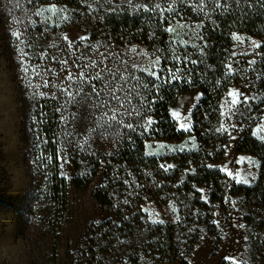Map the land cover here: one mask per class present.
Here are the masks:
<instances>
[{"label": "snow or ice", "instance_id": "1", "mask_svg": "<svg viewBox=\"0 0 264 264\" xmlns=\"http://www.w3.org/2000/svg\"><path fill=\"white\" fill-rule=\"evenodd\" d=\"M26 5L32 7L24 16L14 21L17 27L10 33L17 42L21 79L34 100L39 95L40 99H51L59 103L56 112L59 113L58 124L62 126V134L51 141L58 145L56 152L53 154L49 151L45 155L44 151H41L33 161L39 168H47L49 165L55 167L58 162L59 175L70 179L64 170L65 165L71 161L68 148L75 144L76 150L84 153L90 148V141L88 136L82 141L73 139L77 133L68 126L77 119L83 120L85 115L91 117L93 122L87 129L88 134L97 138L112 139L116 151L126 145L135 146L137 139L144 142L145 158L155 157L159 160L168 155L198 151L195 135L189 136L179 146L148 142L149 138L155 140L159 132L162 117L157 118L158 106L175 94V103L167 108L169 123L177 132L192 133L195 126L193 113L201 106L205 92L185 96L176 94L178 90L185 86L201 85L208 86L209 95H218L225 85L231 84L237 78L247 80L243 85L247 92L235 87L227 88L223 92L222 101L218 105H211L204 113L205 120L208 119L209 113H215L219 118L218 126L205 129V134L211 132L219 136L227 135L234 141L237 139L235 132H242L254 123V130L249 129L251 135L264 139V115L254 114L255 107L264 104V87H261L264 86V40L241 36L232 31L228 37L233 42L232 47H222L216 52L212 51L215 44H210L208 40L211 34L219 31L223 36L225 31L249 21L250 17L264 19V0H81V7L87 9V14L103 13L100 16L101 21L117 15H130L151 27V39H157V33L160 38L168 37L162 45L157 44L150 53L135 46L123 53L114 51V45L106 42L91 43L90 34L72 35L68 31H62L54 42L41 49L37 42L28 37L30 30L40 29L41 35L47 36L52 31L62 30L73 24V17L78 13L66 5H58L55 0H49L46 6L41 5L39 0H26ZM16 6L21 7L19 0ZM125 9L131 11L125 12ZM39 39L40 37L36 38L37 41ZM129 53L132 55L129 56ZM134 57L138 58V62L130 63ZM213 58L217 61L216 64L210 63ZM33 61L38 63L33 65ZM49 61L58 65V68L47 66ZM62 73L66 75L61 79ZM37 78H40L42 83H36ZM39 88H52L53 91L37 93ZM40 108L42 109L43 105ZM69 108L83 111L78 114L76 111L70 112ZM261 111L264 112V109ZM46 115L40 111L39 116H32L33 124L36 125L33 130L36 133L37 149L49 143L40 128L41 124L48 123L44 119ZM230 147L231 144H225L217 148V151L223 150L228 156ZM113 154L109 153L110 156ZM208 155L212 156L214 153L210 152ZM244 159L241 157L236 162L243 163ZM231 163L233 161L229 159L226 164L216 169L228 178L226 185L232 181L238 185L250 186L251 182L258 179L256 172H235L228 166ZM248 165L250 169L258 170L261 167L251 158H248ZM175 167L174 164L161 163L158 170L168 173ZM207 167L214 168L211 164ZM194 172L195 169L191 172L186 170V174ZM50 175V172L47 173L44 179H48ZM126 175L132 176V173ZM114 179L120 181L121 178L116 176ZM122 183L126 186L122 203L128 205L131 202L129 197L137 195L143 185L135 178H125ZM193 187L194 192L190 195L194 196L198 192L201 194V202L210 205L206 190ZM113 196L118 199L115 193ZM223 202L232 206L229 215L232 210L238 211L237 201L230 200L227 195ZM171 210L173 213L179 211L175 204L171 205ZM141 211L149 217L150 223H164L163 220L151 219L152 213L147 208ZM212 215L218 216L219 212ZM242 218L241 215L240 219ZM180 220L181 217L177 215L176 222L179 223ZM94 223L100 225L101 221ZM212 223L217 228L220 227L219 220L214 219ZM233 227L243 230L246 225L234 222ZM203 238L201 236V239ZM242 240L244 246L241 251L223 258L227 264H249L245 256L249 235L245 234Z\"/></svg>", "mask_w": 264, "mask_h": 264}, {"label": "trees", "instance_id": "2", "mask_svg": "<svg viewBox=\"0 0 264 264\" xmlns=\"http://www.w3.org/2000/svg\"><path fill=\"white\" fill-rule=\"evenodd\" d=\"M55 2L60 6L66 5L78 13L73 17L74 22L71 25L82 28L90 34L91 43L106 42L114 45V51L123 53L135 46L150 53L157 44L162 45L168 38L167 36L160 38V34L157 33V39H151V27L134 16L117 15L101 21L100 16L103 13L87 14V9L81 7V0H55ZM39 3L46 6L49 0H39ZM16 4L17 0H0V25L2 26L0 41H2V49L7 51V57H10L12 62L14 80L22 91L21 135L26 162L30 166L29 177L32 187L29 215L34 220H42L43 224L46 221L53 226L57 216L66 208L69 183L67 179L59 175L58 162L55 167L49 165L47 168H39L33 161L41 151H44L45 155L49 151L53 154L56 152L58 145L51 141L62 134V126L58 124L59 113L56 112L59 103L51 99H40L39 95L34 100L31 92L22 82L18 65L20 57L16 50L17 42L10 33L17 27L14 21L24 16L32 6L26 5V0H19L20 8H17ZM67 27L52 31L47 36L41 35L40 29L30 30L27 35L42 49L54 42ZM208 27L210 28L211 25L209 24ZM205 31L208 36L207 29ZM232 31L246 34L257 40H264V19L250 17L249 21L225 31L223 36L219 31L211 34L208 40L210 44H215L213 52L222 47H232L233 42L228 38ZM37 37H40L38 41ZM131 55L129 53V56ZM135 59L136 57L131 59L130 63H134ZM32 63L35 65L38 62ZM210 63L216 64L217 61L213 58ZM47 66L58 68V65H53L50 61ZM63 75L66 73L61 74V79ZM239 81L246 80L235 79L231 84L225 85L218 95H209L208 86L201 85L185 86L178 90L176 94L195 90L205 92L201 106L193 113L195 126L192 133L177 132L169 123L167 108L174 102L175 94L158 106L157 118L162 117L159 132L155 140L149 138L148 142L162 141L166 144H180L184 139L195 135L199 150L191 153H177L159 160L155 157L145 158L143 156L144 142L140 139L136 140L135 146L126 145L116 151L112 139L97 138L88 134L87 129L93 122L87 115L83 120L77 119L68 126L70 130L77 133L73 139L82 141L85 136H88L90 148L80 153L76 150L77 145L69 147L71 161L65 165L64 170L66 172L69 166L72 168L74 173L72 186L82 190L96 176L100 166L104 165L103 180L94 192V199L106 215V219L101 221L100 225L94 222L88 224L79 248L73 255L72 264H189L185 258V252L192 250L204 233L216 235L217 230L212 223V207L219 205L227 216L228 210L223 202L226 195L230 200L237 201L236 208L243 216L242 219L246 225L245 234L249 235L247 243L249 264H264V140L253 137L247 128L238 144L240 154L255 158L261 165L257 173L258 179L250 186L229 184V182L226 185L227 178L224 174L219 173L216 168L207 167L209 164L214 166L222 161L225 153L223 150L217 151V148L228 144L229 137L214 135L211 132L205 134V129H214L218 126L219 118L217 114L209 113L208 119L205 120L204 113L211 105H218L223 99V92ZM36 83H42L41 79L37 78ZM41 91L50 93L53 89H37V93ZM41 105H43L42 109ZM262 108L264 104L255 107L254 114ZM40 111L47 114L44 119L48 123L41 124L40 128L42 135L49 140V143L37 149L35 147L36 133L33 130L36 125L33 124L32 116L34 114L39 116ZM69 111H76L79 114L83 109L69 108ZM110 152L114 154L110 156ZM210 152L214 155L209 156ZM161 163L174 164L176 167L164 173L163 170H158ZM192 169H195L194 173L186 174V170L191 172ZM49 172L51 175L45 180L44 176ZM129 172L132 176L126 175ZM147 173L152 175L149 176ZM116 176H120V181L114 179ZM125 178L129 180L135 178L139 184L143 185L137 195L129 197L131 202L128 205L122 203L126 192V186L122 180ZM207 184L210 185V205L201 202L200 193L190 195L194 192L193 186L201 188ZM113 193L118 199L114 198ZM172 204L179 209L177 213L172 212ZM36 206L39 207L38 212H35ZM143 208H147L152 213L151 219L163 220L164 223H150L149 217L141 211ZM177 215L181 217L179 223L176 222ZM190 229L195 231L190 232ZM219 264H227V261L222 260Z\"/></svg>", "mask_w": 264, "mask_h": 264}, {"label": "rangeland", "instance_id": "3", "mask_svg": "<svg viewBox=\"0 0 264 264\" xmlns=\"http://www.w3.org/2000/svg\"><path fill=\"white\" fill-rule=\"evenodd\" d=\"M1 28L0 25V31ZM64 31L72 35L88 34L84 29L72 25ZM2 46V41H0V264H72L73 255L79 248L88 224L106 219V215L94 199V192L103 180L104 165L100 166L96 176L82 190L73 188L74 173L70 166L67 168L66 173L70 176V179H67L69 183L67 204L64 212L57 216L53 226L46 221L43 224L42 220H34L30 217L29 203L32 187L29 177L30 166L26 162L21 135L22 91L14 80V68L10 57H7V51L3 50ZM135 60L134 63L138 62V58ZM246 83L247 80L239 81L232 87L247 92V89L243 87ZM197 92L200 91L182 92L181 94L194 96ZM174 103L175 100L172 104ZM262 109L255 115H264ZM247 128L254 130L255 124H250ZM244 131L235 132L237 139L234 141L229 138L228 144L232 145L228 149L229 154L228 156L224 154L222 161L214 165V168L218 169L231 159L233 163L228 166L235 172L258 173L257 169H250L248 165V158L257 160L238 152V144ZM149 143L164 142L150 141ZM182 143L167 145L179 146ZM241 157L245 158L244 162L237 163L236 161ZM231 183L234 182L229 181V184ZM201 189H205V194L209 196V184ZM226 207L228 212L232 208L230 203ZM38 208L35 207V212L39 211ZM214 212H219L218 216L212 215V218L220 221V227L217 228L215 225L216 235L204 233L202 235L204 238L200 239L192 250L185 252V258L189 264H219L224 257L243 249L242 237L245 235V229L233 227L234 222L244 223L243 219H240L241 212L232 210L231 215L227 213L225 216L219 205L212 207V213ZM237 241L240 242L237 243ZM247 255L248 251L245 252L246 257Z\"/></svg>", "mask_w": 264, "mask_h": 264}]
</instances>
